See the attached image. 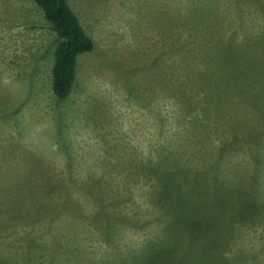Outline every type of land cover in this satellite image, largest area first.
<instances>
[{"label": "rangeland", "instance_id": "374dc122", "mask_svg": "<svg viewBox=\"0 0 264 264\" xmlns=\"http://www.w3.org/2000/svg\"><path fill=\"white\" fill-rule=\"evenodd\" d=\"M66 98L32 0H0V264H264V0H70Z\"/></svg>", "mask_w": 264, "mask_h": 264}, {"label": "trees", "instance_id": "16d2710c", "mask_svg": "<svg viewBox=\"0 0 264 264\" xmlns=\"http://www.w3.org/2000/svg\"><path fill=\"white\" fill-rule=\"evenodd\" d=\"M41 9L61 39L54 51L52 91L58 98L69 96L76 75L77 57L93 50L92 41L69 5L70 0H32Z\"/></svg>", "mask_w": 264, "mask_h": 264}]
</instances>
